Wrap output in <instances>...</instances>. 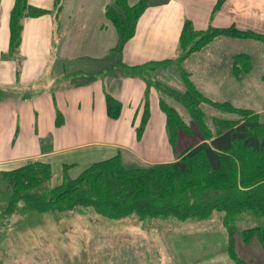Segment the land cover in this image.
<instances>
[{
  "label": "crops",
  "instance_id": "obj_1",
  "mask_svg": "<svg viewBox=\"0 0 264 264\" xmlns=\"http://www.w3.org/2000/svg\"><path fill=\"white\" fill-rule=\"evenodd\" d=\"M113 2L64 0L59 11L56 0H28L47 13L24 19L21 47L11 56L15 0H0V171L35 162L48 164L51 187L57 188L118 155L133 165L175 162L183 149L170 142L167 116L154 88L149 94L150 117L138 139L147 83L124 71L120 63L135 67L176 59L186 21L197 31L235 27L264 34V0H151L134 37L117 53L119 34L107 17ZM138 2L128 0L130 6ZM217 39L222 52L210 56L203 69L193 60L197 52L182 66L207 97L243 107V97L252 90L249 79L255 78L251 71L239 74L233 69V58L244 51H226L235 52L243 41ZM263 75L255 79L261 84L254 91H264ZM197 82L213 84L203 91ZM31 89L29 98L25 92ZM107 94L122 104L118 119L108 115Z\"/></svg>",
  "mask_w": 264,
  "mask_h": 264
},
{
  "label": "trees",
  "instance_id": "obj_2",
  "mask_svg": "<svg viewBox=\"0 0 264 264\" xmlns=\"http://www.w3.org/2000/svg\"><path fill=\"white\" fill-rule=\"evenodd\" d=\"M56 1L60 11L64 0ZM150 4L151 0H139L130 6L128 0H114L108 6L107 17L119 34L117 53H121L134 37L139 19ZM45 13L47 11L29 5L28 0H15L10 17L9 55H17L21 47L24 19ZM196 37L199 38L194 41ZM220 37L264 44V34L240 31L235 27L197 31L186 21L181 34V54L176 59L135 67L119 65L147 83L144 118L137 131L139 140L150 117L149 94L154 88L167 116L173 147L177 148V138L182 133L198 135L192 122L202 136L201 143L189 147L186 152L183 150L175 162L166 164L133 165L125 163L118 155L92 165L78 179L66 180L57 188L51 187L52 171L48 164L35 162L0 171V201H5L6 206L1 217L11 218L20 209L40 214H64L80 207L91 208L97 215L112 220L130 216L141 220H204L220 212L224 213V224L230 236V258L236 264H250L236 253L233 237L237 228L233 224L245 213L264 217V119L251 109L210 99L194 85L189 72L182 66L189 55ZM233 59V69L239 74L252 71L249 54L241 52ZM173 66H176L184 90L160 77H168L166 72ZM205 104L229 117H215L214 128H211L202 107ZM107 111L113 119H118L122 111L121 102L110 94H107ZM242 235L246 244L258 239L264 245V225L244 229Z\"/></svg>",
  "mask_w": 264,
  "mask_h": 264
},
{
  "label": "rangeland",
  "instance_id": "obj_3",
  "mask_svg": "<svg viewBox=\"0 0 264 264\" xmlns=\"http://www.w3.org/2000/svg\"><path fill=\"white\" fill-rule=\"evenodd\" d=\"M218 40L193 56L195 63L202 69L210 56H214L216 51L222 52L217 47L221 42ZM238 44L240 47L238 45L235 52L230 49L226 51L231 54L238 51L249 54L252 77L259 80L264 72V44L260 41ZM166 73L168 77H160L168 80L173 87L184 90L176 66L169 68ZM262 78L264 80V75ZM255 79H249L252 90L243 97L245 107L241 108L251 109L259 114L260 119H264V112H259L264 111V91L253 90L257 84H261V81L256 83ZM197 84L205 91L213 83ZM215 88L218 86L215 85ZM32 93L31 89L25 95L31 98ZM202 107L211 128H214L215 117H229L211 105ZM192 124L198 135H179L177 150L185 151L202 142L196 125ZM5 207V201H0V264H236L229 255L230 236L224 224V213L220 212H214L204 220H141L136 216L112 220L97 215L91 208L80 207L64 214H40L20 209L13 217L2 218ZM233 225L237 228L233 237L237 255L247 263L264 264V245L258 239L246 244L242 235L244 229L263 226L264 217L245 213Z\"/></svg>",
  "mask_w": 264,
  "mask_h": 264
}]
</instances>
